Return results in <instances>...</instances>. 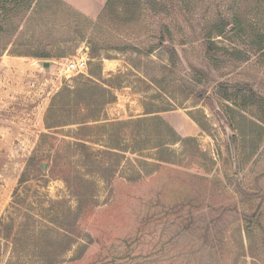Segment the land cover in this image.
<instances>
[{
  "label": "rangeland",
  "instance_id": "374dc122",
  "mask_svg": "<svg viewBox=\"0 0 264 264\" xmlns=\"http://www.w3.org/2000/svg\"><path fill=\"white\" fill-rule=\"evenodd\" d=\"M105 2L32 0L0 34V264H264V114L234 105L243 86L264 99V0ZM80 75L120 82L115 100L93 129L49 132L52 96ZM153 116L184 141L155 147L170 133ZM58 170L93 194L85 208Z\"/></svg>",
  "mask_w": 264,
  "mask_h": 264
},
{
  "label": "trees",
  "instance_id": "16d2710c",
  "mask_svg": "<svg viewBox=\"0 0 264 264\" xmlns=\"http://www.w3.org/2000/svg\"><path fill=\"white\" fill-rule=\"evenodd\" d=\"M119 0H106L104 4V11L107 10H113L114 5ZM127 1L130 2L132 0H120L122 4H127ZM32 0H0V14H3V17H0V34L7 31V28L11 27L13 16L18 15L19 13L27 10L31 6ZM126 13L128 15V10L126 9ZM235 25L233 27L235 33H244V30H242V25L239 22V20L235 19ZM223 28L218 30L219 32H222ZM247 32V31H245ZM10 41L6 42V45H8ZM6 45L0 44V58L5 51ZM207 48L208 53L211 52V50L219 49L214 43L209 40L207 42ZM233 55L232 53H230ZM91 57H95L96 54L92 53L90 54ZM34 57L40 56L39 54H33ZM44 56V55H42ZM120 82H111L110 80L107 81H101V82H95L91 80L90 78H85L84 76L80 75L78 80L74 81L72 85L65 84L60 88L59 91H57L51 98V102L49 104V107L46 110L45 116H44V127L49 132H57L60 128L67 126V125H74L76 127V132H80L83 129H93L95 125H98L101 123V109L108 103H111L115 100V96L110 90V87H113L115 85H118ZM244 90L241 94V102L234 104L236 107H238L241 111L247 112L249 110L248 107L256 106L259 111L264 114V99L257 94L252 88L243 86ZM154 111L149 110L148 108L144 107V114L142 117L137 118L134 120L136 125H140L142 122H145L146 120H149L148 115L150 113H153ZM243 115L240 113V116ZM244 116V115H243ZM63 117V118H62ZM154 119H156L158 122H160L162 125L165 126L167 131L170 133V136L167 140V142L163 141L162 143L158 144V149H162V151H167V145L172 144L175 142H183L184 140L182 138L176 137L174 131L170 126L164 122V120L160 117L153 116ZM195 120V119H194ZM197 121V120H195ZM259 121H261L263 124L262 118H259ZM253 124L256 125V127H262L257 122L251 121ZM98 123V124H96ZM94 124V126H93ZM99 126H102L99 125ZM98 127V126H96ZM102 127H105L103 125ZM200 128L204 129L203 126L200 125ZM235 128V127H233ZM139 134V133H138ZM46 135V134H45ZM44 135V136H45ZM141 135V134H139ZM81 137H75L77 140L74 142L75 146H78L82 148L83 150H87L89 146L85 144L83 141L84 139ZM133 136H135L133 134ZM90 137V136H89ZM136 137V136H135ZM139 143H143L142 140H138ZM111 149L121 150L119 146L116 144H113L109 146ZM156 161H166L167 156L163 157L160 155H157L155 157ZM38 162L36 160V156H32L28 159V165L27 167H32L33 165H36ZM54 171H57L56 164H53ZM52 170V171H53ZM60 173L59 177L62 179L68 187H70L73 191V195L78 199L77 200V208L75 210V213L78 209H83L87 206L88 203H90V198L93 197L92 193L89 192H83L81 188V182L77 177H74L71 179L69 176H67L66 170H58ZM21 182V181H20ZM52 204L58 203V201H51ZM76 220V216L74 217ZM51 223L54 224L58 229H62L65 231H69L70 225L67 224L65 219V214L63 212H59L52 216L50 218ZM2 232L0 230V235H2L5 238H8L11 233V228L8 225H4L2 220L0 221V229H2ZM244 229L249 233V226H245ZM60 235V234H56ZM56 243H58L61 239L58 236L56 239ZM68 250L67 248H64L62 251ZM61 251V252H62ZM60 252V251H59ZM60 252V253H61ZM52 254L50 252H46L43 257L48 259L50 258ZM60 254H55L53 257V260H50L48 264L54 263Z\"/></svg>",
  "mask_w": 264,
  "mask_h": 264
},
{
  "label": "built area",
  "instance_id": "2783aa9c",
  "mask_svg": "<svg viewBox=\"0 0 264 264\" xmlns=\"http://www.w3.org/2000/svg\"><path fill=\"white\" fill-rule=\"evenodd\" d=\"M86 61L84 58H79L77 60L69 61L66 65V69L68 71H80L81 69L85 68Z\"/></svg>",
  "mask_w": 264,
  "mask_h": 264
},
{
  "label": "bare ground",
  "instance_id": "6f19581e",
  "mask_svg": "<svg viewBox=\"0 0 264 264\" xmlns=\"http://www.w3.org/2000/svg\"><path fill=\"white\" fill-rule=\"evenodd\" d=\"M176 127L181 130V131H189L190 127H188V125L186 124V122L184 123L183 120L180 121V123H175Z\"/></svg>",
  "mask_w": 264,
  "mask_h": 264
},
{
  "label": "crops",
  "instance_id": "0c3cea01",
  "mask_svg": "<svg viewBox=\"0 0 264 264\" xmlns=\"http://www.w3.org/2000/svg\"><path fill=\"white\" fill-rule=\"evenodd\" d=\"M75 2L78 1V0H74ZM184 121V120H183ZM186 122V124L188 125V127H190L189 131H192V127L187 123V121H184V123ZM193 130H194V127H193ZM188 132V131H186Z\"/></svg>",
  "mask_w": 264,
  "mask_h": 264
},
{
  "label": "water",
  "instance_id": "95a60500",
  "mask_svg": "<svg viewBox=\"0 0 264 264\" xmlns=\"http://www.w3.org/2000/svg\"><path fill=\"white\" fill-rule=\"evenodd\" d=\"M44 63V65L45 66H47L48 65V63L47 62H43ZM229 138H231V136H229ZM43 168H45V164L43 165Z\"/></svg>",
  "mask_w": 264,
  "mask_h": 264
}]
</instances>
